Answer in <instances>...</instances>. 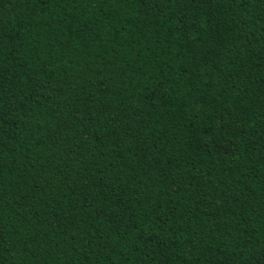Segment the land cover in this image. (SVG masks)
Returning a JSON list of instances; mask_svg holds the SVG:
<instances>
[{
  "label": "trees",
  "instance_id": "obj_1",
  "mask_svg": "<svg viewBox=\"0 0 264 264\" xmlns=\"http://www.w3.org/2000/svg\"><path fill=\"white\" fill-rule=\"evenodd\" d=\"M0 264H264V0H0Z\"/></svg>",
  "mask_w": 264,
  "mask_h": 264
}]
</instances>
